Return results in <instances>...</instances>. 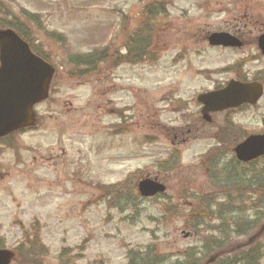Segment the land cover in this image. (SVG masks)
I'll return each mask as SVG.
<instances>
[{
  "label": "rangeland",
  "instance_id": "obj_1",
  "mask_svg": "<svg viewBox=\"0 0 264 264\" xmlns=\"http://www.w3.org/2000/svg\"><path fill=\"white\" fill-rule=\"evenodd\" d=\"M153 3L164 9L155 16L149 51L125 59L129 37ZM7 22L22 26L56 70L32 128L0 142V248L16 253L10 264L22 263L17 249L26 233L40 239V264H129L131 252L162 264H184L190 254L202 264L211 258L217 260L204 264H232L253 249L260 251L254 264H264V234L247 244L262 209L247 213L256 226L240 234L213 229L231 221L215 208L205 215L207 232L195 233L190 222L198 218L194 198L227 201L229 186L212 185L201 162L219 130L232 123L242 139L264 134V56L256 46L264 0H0V24ZM213 33L232 34L241 46L211 47ZM106 45L108 56L92 71L74 65ZM239 79L263 86L258 104L203 121L196 97ZM233 157L221 160L227 170H252L237 167ZM138 173L165 192L133 208L132 196L114 192ZM244 202L242 195L239 205L249 208ZM164 206L173 215L157 218ZM212 239L220 245L205 254L203 241ZM63 252L68 258L60 260Z\"/></svg>",
  "mask_w": 264,
  "mask_h": 264
},
{
  "label": "trees",
  "instance_id": "obj_2",
  "mask_svg": "<svg viewBox=\"0 0 264 264\" xmlns=\"http://www.w3.org/2000/svg\"><path fill=\"white\" fill-rule=\"evenodd\" d=\"M163 9L164 8L162 5L158 6L154 3L144 7V11L143 13H141V22L139 29L137 33L133 35L132 39H129V41L131 40V47L129 48L128 55L123 56L125 59H133L135 56L137 57L138 55L143 56L145 53L147 54L152 39L151 30L153 31L155 28L153 26V23L156 22L155 16L158 14V12H161V10ZM4 27L14 29V31L17 32V34L20 35L24 40L27 39V35L24 33L22 27H20L17 23H9L8 25L0 24V28ZM148 29L150 30L149 32ZM26 41L28 42V40ZM28 43L30 44V42ZM32 50L37 55H39L36 50ZM108 54L109 49H106L80 58H75L74 65L77 67H85L87 68V70L92 71L95 65H97L101 61H104ZM240 134L241 133L239 128H236V126H232L231 124H229L226 128L220 129L218 135L216 136L217 145L214 147V149L210 150L205 155L206 157H204L202 161L203 167H205L204 169H206L208 172L207 176L210 183L215 186L216 182H224V185L226 184V186L230 187H228V190L230 191L224 192V196L227 201L222 205L215 202V199H208V197L204 195L200 196V198L193 199L196 201L195 203H197V207L196 210L192 212L193 214H197L196 217L198 218L191 219L190 222L192 223L191 230H194V232L196 231L195 233H198V229H205V223L207 222V218L205 215L212 214L213 211H211V208L216 209L213 213L219 216V218L225 216L231 219V221L229 222L230 226L226 224V222H228L229 220L226 219V222H224L220 219L222 223H224L223 226L225 227L213 228L219 235L227 236L228 234H233V232L234 234H240L242 230H244L245 232H250L251 229L253 230L256 224L254 226V222H251L253 221V219L250 221H248L247 219V213L250 211L255 212L262 209L260 212L256 213L258 215L254 217V219L256 220L257 224L258 222L262 223L264 221V157L249 163H239L233 157L235 161L233 163L237 167L247 169L252 168L251 171H236L231 168L227 170L226 167H224L221 163V160L225 157V155H233V148L236 144L242 141L243 137ZM8 138L10 137H7L3 140H6ZM0 142L3 141L1 140ZM167 162L168 161L160 164L159 166H164L167 164ZM220 171L222 173V175L220 176L214 173ZM132 176L133 175H131V178ZM139 179L140 174L138 173L135 181H131V183L129 184L127 180V185L122 184L121 186L117 187V190L114 192L115 194H117V198H125L126 196H132V202L134 205L132 206L133 208H136L138 200H145L142 199L137 193V182L139 181ZM214 181L216 182L214 183ZM241 187H244V191L240 190ZM242 195L245 197L244 204L248 203V205L250 206L249 208L242 207L241 205H239L240 198ZM116 202H118V204L124 205L126 203H129L130 201L116 200ZM161 209L162 210H159L160 213L156 216L157 218H163L168 217V215H173L172 211L169 210L166 206L162 207ZM201 214L204 216H201ZM222 228L225 229L220 230ZM230 229H232V232ZM207 231L208 229H205V232ZM209 231H212V228H210ZM32 234L34 235V233ZM39 241L40 239L38 236H31L29 233H26L20 247L17 249V255L21 258L22 262L20 264H40L37 260V254L40 255ZM219 245L220 244L216 239H212L209 242H207V240L203 241V247L207 248L205 250V254H213L212 252L209 253L210 249L214 246L219 247ZM192 250L194 251V249ZM65 254H68V252H63L60 260L68 258ZM192 256L194 257V255L190 254V257H188V261H185L184 264H202L203 261L200 262L202 259L193 260ZM259 256L260 251H256V249H253L244 256L243 263L241 260H237V262L232 264H249L248 260L250 258L253 261L252 264H254L257 262ZM186 257V254H184L183 258L185 259ZM151 258H153V256H151V254H147L143 257H138L137 259L136 257H134V252H131L128 262L129 264H136V261L138 262V264H162L164 262L162 260L156 262V258H154V261H151Z\"/></svg>",
  "mask_w": 264,
  "mask_h": 264
},
{
  "label": "water",
  "instance_id": "obj_3",
  "mask_svg": "<svg viewBox=\"0 0 264 264\" xmlns=\"http://www.w3.org/2000/svg\"><path fill=\"white\" fill-rule=\"evenodd\" d=\"M211 46L240 47L241 43L227 34H213L208 39ZM257 47L264 56V34L259 36ZM54 69L30 51L28 45L11 30H0V138L29 128L35 122L33 108L47 99ZM263 95L259 83L230 81L225 88L199 95L205 121L209 113L236 109L243 105L255 106ZM239 162L248 163L264 156V135H252L234 148ZM165 191L155 181L143 180L138 192L151 198ZM264 232V223L252 242ZM14 254L0 250V264H10ZM209 260V262H211Z\"/></svg>",
  "mask_w": 264,
  "mask_h": 264
}]
</instances>
